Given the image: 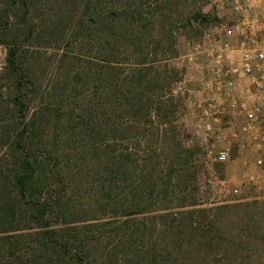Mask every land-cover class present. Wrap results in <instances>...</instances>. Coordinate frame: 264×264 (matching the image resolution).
<instances>
[{
    "label": "trees",
    "instance_id": "16d2710c",
    "mask_svg": "<svg viewBox=\"0 0 264 264\" xmlns=\"http://www.w3.org/2000/svg\"><path fill=\"white\" fill-rule=\"evenodd\" d=\"M198 2L0 0V264H264L260 202L201 206L174 126L185 94L158 56L179 23L218 21Z\"/></svg>",
    "mask_w": 264,
    "mask_h": 264
},
{
    "label": "built area",
    "instance_id": "2783aa9c",
    "mask_svg": "<svg viewBox=\"0 0 264 264\" xmlns=\"http://www.w3.org/2000/svg\"><path fill=\"white\" fill-rule=\"evenodd\" d=\"M213 1L228 13V23L206 33L184 56L188 67L200 69L207 78L201 81L199 97L183 82L178 91L185 94L194 114L195 133L209 145L207 157L225 163L231 159L233 144L224 138L218 145L216 139L230 117L239 123L234 135L239 146L264 153V0ZM5 58L6 50L0 46V62Z\"/></svg>",
    "mask_w": 264,
    "mask_h": 264
},
{
    "label": "rangeland",
    "instance_id": "374dc122",
    "mask_svg": "<svg viewBox=\"0 0 264 264\" xmlns=\"http://www.w3.org/2000/svg\"><path fill=\"white\" fill-rule=\"evenodd\" d=\"M198 6L210 8L213 14L217 16L218 21L205 26L194 25L189 29L183 28L182 22L179 23L178 29L175 30L177 37L176 53L169 51L158 57L161 59L162 65L168 64L172 72L177 74L176 78H181L180 82H183V86L194 90L199 97L200 93L197 92L201 90V81L207 76L205 77L200 69L188 67L184 56L190 46L200 42L206 33L221 30V25L228 23V13L221 8L217 9L213 0H199ZM0 46L6 50L3 44H0ZM53 50L56 52L58 48L55 49L51 46L44 51V64H48V58L51 57ZM4 66L5 61H1L0 72ZM52 70L53 67L49 65L41 72L42 84L47 85L49 78L52 76ZM194 120V114H192L189 105L185 103L178 106V112L174 117V126L181 133L185 143L198 152L193 160L198 165V172L200 173L196 174L194 184L198 188V199L201 206L210 207L246 201H259L260 209L264 210V173L261 172L264 171V161L262 164L257 162L258 157L262 156V154V158L264 157V153L260 155L250 146H239L234 136L239 132V123L237 119L230 117V122L224 126V129L222 128V131L217 133L216 140H218V145L221 144L224 138L232 142L233 152L231 159L225 163L211 160L207 157L209 145L203 143L201 137L193 129ZM235 188L239 189V193L234 192ZM93 192L94 190L86 185L76 183L72 184V189H70L71 199L79 208L78 210L81 212L83 219L97 213L92 210L93 207L90 208L94 201ZM160 204L171 206L169 200Z\"/></svg>",
    "mask_w": 264,
    "mask_h": 264
},
{
    "label": "crops",
    "instance_id": "0c3cea01",
    "mask_svg": "<svg viewBox=\"0 0 264 264\" xmlns=\"http://www.w3.org/2000/svg\"><path fill=\"white\" fill-rule=\"evenodd\" d=\"M264 158V157H263ZM261 172H263L264 173V171H261Z\"/></svg>",
    "mask_w": 264,
    "mask_h": 264
}]
</instances>
